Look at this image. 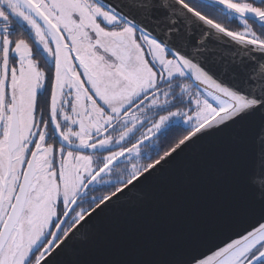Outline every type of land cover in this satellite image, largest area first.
<instances>
[{
	"label": "snow or ice",
	"instance_id": "6c2138e0",
	"mask_svg": "<svg viewBox=\"0 0 264 264\" xmlns=\"http://www.w3.org/2000/svg\"><path fill=\"white\" fill-rule=\"evenodd\" d=\"M164 6L168 14L154 19L157 0H123L119 8L103 0H0V264H61L66 256L64 264H91L72 253L101 211L190 145L246 125L257 110L259 122L241 129L264 132V64L250 77L259 95L242 94L174 47L185 43L177 27L183 23L264 53V0L259 6L244 0ZM223 10L239 18L242 32L215 19ZM125 12L163 24L157 31L165 39L128 21ZM16 23L30 30L27 38L14 30ZM33 45L42 49L47 70ZM174 129L185 134L168 150L156 148L153 137ZM146 148L153 156L141 163ZM125 161L130 167L115 183L106 179ZM250 171L251 164L245 182ZM258 204L264 213V194ZM178 264H264V222L210 255L185 252Z\"/></svg>",
	"mask_w": 264,
	"mask_h": 264
},
{
	"label": "water",
	"instance_id": "95a60500",
	"mask_svg": "<svg viewBox=\"0 0 264 264\" xmlns=\"http://www.w3.org/2000/svg\"><path fill=\"white\" fill-rule=\"evenodd\" d=\"M103 2L119 8L123 0ZM123 14L133 24L143 25L150 35L165 39L157 31L163 24ZM167 14L163 5L153 17L162 19ZM177 27L185 43H175V49L225 86L259 95V91H251L256 81L250 77L259 73L264 53L241 46L207 26L178 23ZM260 119L257 110L246 125L190 145L136 190L101 211L90 222L89 238L72 255L91 264H178L185 252L210 255L258 227L264 222L258 204L264 194V132L257 129L247 134L241 127H250ZM243 135L247 138L242 140ZM68 258L62 257L61 264Z\"/></svg>",
	"mask_w": 264,
	"mask_h": 264
},
{
	"label": "flooded vegetation",
	"instance_id": "af4514ba",
	"mask_svg": "<svg viewBox=\"0 0 264 264\" xmlns=\"http://www.w3.org/2000/svg\"><path fill=\"white\" fill-rule=\"evenodd\" d=\"M244 2H252L256 6H259V0H244ZM233 17H234V14H227L226 11H222V13L219 16H216L215 19H217L218 22H221L222 25L225 26L229 30H232L234 32H242L243 26L240 24L239 18H233ZM248 24L250 27L253 28L254 31L257 32V34H259V31H260L259 26L253 18H251V17L248 18ZM13 28L17 32V34H22V35H24L25 38H27L30 34V30H28L27 26L22 24V23L14 24ZM136 35L138 37L139 33H137ZM33 51H34V57H35L37 63L40 65V67L42 69L47 70L48 64L46 63V57L39 54L42 52V49H37L33 45ZM168 58H171V57H168ZM148 59H150V57ZM187 82H190V81H187ZM46 99H47V97H44V96L41 97V109H45V107H46L45 106V100ZM156 118L158 119V117H156ZM144 130L146 131V129H144ZM139 134L140 133H137V136H139ZM184 134L185 133H183L181 130L174 129L172 132L168 133L167 137H161L159 139H157L156 137H153V141L155 143L156 148H158V149L162 148L164 150H168L170 148V146H174V144H170V142L173 140V138H175L176 142H178V140L180 138H182V136ZM49 142L51 143L52 141L50 140ZM57 147H58V145H57ZM161 154H163V152H161ZM152 156H153V149L152 148L143 149V156H142L140 162L146 163V162H148V159H150ZM126 165H127V161L122 163L120 165V167L118 169H115L113 174L110 177H107L106 179L110 180L111 183H115L117 181V179L119 178L120 173L124 170ZM127 166L130 167V165H127ZM96 188L102 189V186L97 185ZM102 194H104L103 190L91 191L89 193V199H91L94 196H99ZM85 207H87V205H85Z\"/></svg>",
	"mask_w": 264,
	"mask_h": 264
},
{
	"label": "clouds",
	"instance_id": "9594fccd",
	"mask_svg": "<svg viewBox=\"0 0 264 264\" xmlns=\"http://www.w3.org/2000/svg\"><path fill=\"white\" fill-rule=\"evenodd\" d=\"M161 6L164 5V0H160Z\"/></svg>",
	"mask_w": 264,
	"mask_h": 264
}]
</instances>
